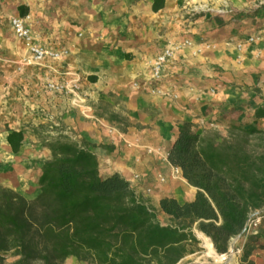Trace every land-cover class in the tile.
Returning <instances> with one entry per match:
<instances>
[{
  "label": "crops",
  "instance_id": "obj_1",
  "mask_svg": "<svg viewBox=\"0 0 264 264\" xmlns=\"http://www.w3.org/2000/svg\"><path fill=\"white\" fill-rule=\"evenodd\" d=\"M154 1L15 0L16 11L29 5L40 43L55 49L75 43L62 58L24 65L27 44L9 33L11 14L0 10V184L33 199L49 143L63 132L89 142L104 175L122 172L154 205L162 195L185 201L198 188L168 157L183 120L200 131L225 132L230 122L264 126L256 112L264 105V5L249 11L246 0H164L154 9ZM193 5L203 9L192 12ZM185 36L193 43L175 52L162 79H153L155 55ZM67 75L80 76L86 112L44 85ZM9 128L24 131L18 151ZM253 232L251 257L264 264L263 215ZM246 239L236 235L231 243ZM75 261L69 256L66 264Z\"/></svg>",
  "mask_w": 264,
  "mask_h": 264
},
{
  "label": "trees",
  "instance_id": "obj_2",
  "mask_svg": "<svg viewBox=\"0 0 264 264\" xmlns=\"http://www.w3.org/2000/svg\"><path fill=\"white\" fill-rule=\"evenodd\" d=\"M164 5L155 0L154 9ZM29 5L19 4L25 15ZM257 114H264L259 105ZM13 150L23 129L7 135ZM33 199L0 184V264H178L204 249L199 231L215 249L229 250L249 218L264 210V126L230 122L226 131H200L183 120L168 157L197 186L193 199L162 195L154 205L116 170L104 175L86 140L59 132L49 143ZM258 233L249 232L240 263L251 257Z\"/></svg>",
  "mask_w": 264,
  "mask_h": 264
},
{
  "label": "built area",
  "instance_id": "obj_3",
  "mask_svg": "<svg viewBox=\"0 0 264 264\" xmlns=\"http://www.w3.org/2000/svg\"><path fill=\"white\" fill-rule=\"evenodd\" d=\"M202 9L203 7L200 5H193L191 11L197 12ZM11 24L16 35L25 40L28 48V53L19 60L20 65L39 62L47 57L54 59L62 58L70 52L68 47L55 49L40 43L34 36V30L31 24V13H26L25 15L20 13L14 14L11 17ZM257 37V35H254L249 37V39L252 41L257 39ZM192 43L193 41L191 37L185 36L182 39L162 48L152 60V78L156 80L162 79L165 72V66L167 62L174 56L175 52L178 49H181L184 46L190 45ZM44 85L46 89L50 91L69 96L73 105L80 106L84 104V112H86V109L90 107L86 101V95L83 89L81 78L78 75H67L60 78H48L45 80ZM212 92H215L214 87L212 88ZM175 170L179 171L180 167L175 165ZM135 176H139V173H136ZM261 217L262 215L257 213L252 215L248 220L245 234L239 235H247L249 232H253V228L260 222ZM243 246L244 245L231 243L229 250L221 253L220 255L224 259H227L230 264L235 255H239V257L242 255Z\"/></svg>",
  "mask_w": 264,
  "mask_h": 264
},
{
  "label": "rangeland",
  "instance_id": "obj_4",
  "mask_svg": "<svg viewBox=\"0 0 264 264\" xmlns=\"http://www.w3.org/2000/svg\"><path fill=\"white\" fill-rule=\"evenodd\" d=\"M248 4H246L248 7V10L250 11L251 9L253 11L258 10V8H260L262 5H264V0H246ZM15 0H0V10L1 11H6L9 14H11L10 17H12L14 15V13L19 12V10L15 9ZM12 10H14L15 12L13 13ZM11 24V23H10ZM32 24V23H31ZM33 26V30H34V36H38V30L36 29V27L34 26V24H32ZM11 28L13 32H9L10 34H14L15 37H18L14 31V28L11 24ZM79 35H81V33H79ZM20 38V37H18ZM72 45H75V43H69L68 45H65L69 48V50L71 51L70 47ZM6 76V75H5ZM257 214L263 215L264 217V210H259L257 212ZM199 236L202 238V245L204 246V249L201 251H196L193 252L189 255H187L185 258H183L178 264H229V262L227 261V259H224L223 257L220 258L218 255L221 254L220 252H218L216 254H210L208 252L209 248H208V244H207V239L208 236L202 232H198ZM210 238V237H209ZM241 258V256H240ZM242 260V258L240 259L239 262L240 263ZM234 261L232 259V261L230 262V264H232ZM90 264L87 260H80V261H75L73 264Z\"/></svg>",
  "mask_w": 264,
  "mask_h": 264
},
{
  "label": "bare ground",
  "instance_id": "obj_5",
  "mask_svg": "<svg viewBox=\"0 0 264 264\" xmlns=\"http://www.w3.org/2000/svg\"><path fill=\"white\" fill-rule=\"evenodd\" d=\"M207 244H208V248H209V250H208V252L210 253V254H216L217 253V251H216V249H215V247H214V245H213V242H212V240H211V238H209V236H208V239H207ZM220 258H222V256L219 254L218 255Z\"/></svg>",
  "mask_w": 264,
  "mask_h": 264
},
{
  "label": "water",
  "instance_id": "obj_6",
  "mask_svg": "<svg viewBox=\"0 0 264 264\" xmlns=\"http://www.w3.org/2000/svg\"><path fill=\"white\" fill-rule=\"evenodd\" d=\"M214 245V244H213Z\"/></svg>",
  "mask_w": 264,
  "mask_h": 264
}]
</instances>
